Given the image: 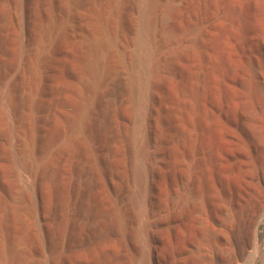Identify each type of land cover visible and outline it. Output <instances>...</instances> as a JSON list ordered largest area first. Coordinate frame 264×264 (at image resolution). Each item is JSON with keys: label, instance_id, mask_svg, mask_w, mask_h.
I'll return each mask as SVG.
<instances>
[{"label": "rangeland", "instance_id": "374dc122", "mask_svg": "<svg viewBox=\"0 0 264 264\" xmlns=\"http://www.w3.org/2000/svg\"><path fill=\"white\" fill-rule=\"evenodd\" d=\"M257 85L264 0H0V264H248Z\"/></svg>", "mask_w": 264, "mask_h": 264}, {"label": "bare ground", "instance_id": "6f19581e", "mask_svg": "<svg viewBox=\"0 0 264 264\" xmlns=\"http://www.w3.org/2000/svg\"><path fill=\"white\" fill-rule=\"evenodd\" d=\"M147 12V11H146ZM144 17V16H143ZM148 17V16H147ZM167 17V16H166ZM168 18V17H167ZM150 21V20H149ZM148 21V22H149ZM148 22H146V23H143V25H142V27H140L141 28V31H140V34L138 35V37H137V40H136V43H137V47H138V50H140L141 51V53H144L145 52V49H146V47H148L147 46V44H148V41H149V39H148V35H149V29H151L149 26V24H148ZM136 31V30H135ZM169 34V33H168ZM171 35V34H170ZM169 37V36H168ZM135 45V44H134ZM147 50H148V48H147ZM146 50V51H147ZM140 51L138 52L139 53V57L141 56L140 54ZM147 53H148V51H147ZM145 55V54H144ZM142 57V56H141ZM144 58V57H143ZM136 59V58H135ZM255 70V69H254ZM137 78V77H136ZM140 80V79H139ZM261 86H263V85H261ZM260 85H257V86H255V87H253L252 88V90H251V92H252V94H253V96H256V97H261V98H263V96H264V88H262ZM143 89V88H142ZM140 90V89H139ZM145 92V91H144ZM261 98H259V99H261ZM144 101V100H143ZM260 101H262V100H260ZM230 208V207H229ZM232 210H234V209H232ZM231 210V211H232ZM233 212V211H232ZM231 212V213H232ZM234 212H236V211H234ZM227 213V212H226ZM238 213V212H237ZM228 214H229V211H228ZM235 215V214H234ZM227 216V215H226ZM228 216H230V215H228ZM235 217V216H234ZM236 217H238V216H236ZM239 217H240V214H239ZM231 218L233 219V217L231 216ZM227 219H228V217H227ZM230 219V218H229ZM229 219H228V221H229ZM236 219V218H235ZM240 219H242V218H240ZM234 220V219H233ZM224 221V220H223ZM231 221V220H230ZM240 222H241V220H239ZM226 222V221H225ZM232 222V221H231ZM231 222H229L230 223V227L231 226H235L234 224L233 225H231ZM232 223H234V222H232ZM236 223V222H235ZM238 224H240L239 222H238ZM229 225V224H228ZM228 227V226H227ZM229 227V228H230ZM236 227H237V225H236ZM234 228V227H232V228H234V229H237L238 230V228ZM241 227V226H240ZM239 227V228H240ZM226 230V229H225ZM230 231H232L231 229H230ZM226 232V231H225ZM233 232V231H232ZM235 233H236V231H235ZM230 234V233H229ZM229 234H227V235H229ZM234 234V233H233ZM217 236V235H216ZM224 236H226L225 235V233H224ZM223 236V237H224ZM230 236H231V234H230ZM234 236V235H233ZM236 236V235H235ZM214 231H213V229L211 230L210 229V244H208V251H209V253H210V259H212V258H216V256L221 252V251H224V253H225V250H226V247L224 248L223 246L224 245H222V244H215L214 243ZM229 237V236H228ZM224 238H226V237H224ZM229 238H231V237H229ZM233 239H234V237H233ZM232 239V240H233ZM217 240V239H216ZM231 240V241H232ZM234 240H238V235H237V239H234ZM225 241V240H224ZM216 242V241H215ZM228 242H229V240H228ZM225 243H227V241L225 242ZM230 243V242H229ZM232 243V242H231ZM230 245V244H229ZM235 245V247H236V245H238V244H234ZM251 245V247H250V251H249V253H250V257H249V263L248 264H254V262H255V256L256 255H260L261 256V258L264 260V244H250ZM225 246H228V245H225ZM229 248V246L227 247V249ZM233 248V247H232ZM231 249V248H230ZM230 249H228L229 251H230ZM234 249V248H233ZM232 249V250H233ZM235 250V249H234ZM233 251H231V253H232ZM227 253V252H226ZM152 256V255H151Z\"/></svg>", "mask_w": 264, "mask_h": 264}]
</instances>
